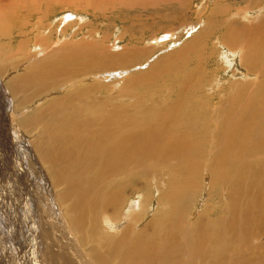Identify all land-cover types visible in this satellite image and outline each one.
<instances>
[{
  "label": "rangeland",
  "instance_id": "374dc122",
  "mask_svg": "<svg viewBox=\"0 0 264 264\" xmlns=\"http://www.w3.org/2000/svg\"><path fill=\"white\" fill-rule=\"evenodd\" d=\"M9 1H0L2 2L0 3V10L2 9L0 11V31H2L0 32V40L2 43L0 42V44L3 45H0V49H2L0 51V64L3 62L0 66V116L5 113L6 107L4 105L7 104L9 115L14 116L15 119H12V123L17 127V130L15 129L16 135L11 133L12 140L16 136L22 135V138L17 137V143L24 145V154L27 156L22 158L21 166L26 163L31 171L27 178V181H30L28 182L31 187L30 195L33 194L32 190L35 186L34 191L37 194L30 201L28 196L22 199L18 192L14 193L17 179L13 177L10 180V175L9 177L6 175L5 169L0 171V175L3 176V179L0 177V195L2 196H0V264H52V262L54 264H86L81 258L83 252H86L90 258L98 250L100 254L106 253L105 247L103 245L100 247L97 239L107 235L106 232L119 238L126 226L140 229L153 217H157L158 213L159 216L163 215L162 213L167 214L169 212L167 209H170L168 206L170 200L169 197H164V188L168 185V190L173 191L174 181L177 178L185 183L190 182L189 186L186 187L194 190L189 197L188 204L185 205V208L188 209L185 220L189 223V230H187L186 234H188L184 236L183 241H187L190 234L196 232L198 235L192 234L195 240L197 239L198 242H201L202 239L208 240V246H200V251L205 250L204 247L207 250L214 231L203 228V226L207 222L209 224L212 221L224 219L225 211L220 212L219 208L228 204L225 194L222 196L218 193L219 187L217 188L215 182L211 180L212 174L207 172L209 166L214 170L213 156L216 153L215 141L213 140L216 136V128L214 127L216 123L214 121H208L207 124L202 123V120L197 122L199 130L203 127L213 126L210 138L197 141V146L198 144L201 145L202 142L205 143V146L206 143L211 142L209 147L211 153H199V156L194 159L195 163L201 164L198 168H194L198 173L193 172V174L183 176L184 173H180L176 168L163 166L165 168L164 175L156 180L150 173L137 172L135 174L136 182L138 181L136 187L139 186L148 190L137 189L135 194L130 195L129 199L125 197V203L118 216L112 217L105 212L100 213L97 218L100 229L96 231V241L89 240L76 231L70 209L73 204L72 198H62L63 201L59 198L67 183L55 181L48 164L43 161L42 155L36 147V145L45 144L44 150L46 151L48 145L49 147L52 146L54 138L49 139L48 137L44 140L42 135L38 134L47 133L48 121L54 119L51 112L56 110V106L51 102L55 100V103L59 104L56 98L72 93L75 87H85L89 84L98 86V89L90 94L88 100L102 97L98 101L111 102L118 109L121 104L116 101L117 94L123 97L121 100L123 103L142 102L145 104L147 100L146 105L150 103L151 106H164V102L150 99L156 92L155 83L161 84V82L154 77L149 79L141 77L149 71L160 74L162 84L167 85L166 92L168 93H165L166 95L172 94L176 86L182 83V78L186 80V75H189L190 81L187 84H196L193 89L195 92L193 94L195 97H192L193 100L207 102V107L211 104L210 107L215 109L224 104L229 106L232 101H235V97L233 100L222 102L228 99L227 95H229L228 92H230L231 87H237L236 82L252 80L250 88L253 89L255 88L254 85L256 86L258 83L256 81L258 76L256 77V73L249 72L242 65L240 61L241 52L237 51V48L228 49L223 44L222 39L227 29L239 24L238 22H244L243 24L248 25L260 22V30L264 33V0ZM12 1L14 4L11 3ZM10 3L14 7L13 9H10ZM4 8L7 10L5 9V11ZM2 28L6 31L4 32ZM17 31L20 32L17 33ZM21 42H27V44ZM68 43L72 46L98 44L100 49L108 51L113 56L117 54L121 59L126 60L122 61L118 68L90 73H84L83 67L80 71L79 67L76 66L78 75L71 78L67 75V79L64 76L66 80L62 76L66 82L62 81L58 85L39 82L37 77L31 75L34 77V81L26 85L23 77L29 73L31 66L44 59L47 53L50 54V52L67 46ZM260 49L264 55V42L260 45ZM6 58L8 60H5ZM260 60L264 65V56ZM21 62L23 63L21 64ZM18 63L19 65H17ZM15 68L16 70H14ZM194 69L196 70L194 71ZM190 74L193 76L190 77ZM16 77L18 79L13 81V86L11 83ZM262 84L264 85V70L260 73V97L264 101V86ZM29 85L34 90L29 88ZM1 86L6 90V94L1 92ZM230 94L234 96L235 92ZM260 107L264 108V102L260 104ZM196 109L199 108H193V110ZM133 111L135 113V109L132 107H127L125 110L126 114L130 115H133ZM183 112L186 113L185 110ZM0 120L1 126L4 124V119L0 118ZM26 120L28 121L26 122ZM0 148H2L0 154L8 163L11 149L8 147L7 151L9 152L5 150L6 146L2 138H0ZM58 152L59 148L57 147L53 153L57 154ZM17 154L15 153V155ZM47 155L50 157L49 153ZM81 170L83 169H78L71 175L74 174L75 177H78ZM81 173H85L84 176L88 178L89 171ZM128 177L130 176H120L119 179L127 181ZM78 180L80 183H87L85 182L87 179L82 178V176ZM46 186L48 192L51 193V198L45 193ZM143 213H146V219L140 221L135 219L137 215ZM255 213L252 220L244 226L245 234L243 231L242 235H236L238 241L252 249V251L246 250L244 252H254L260 246L259 252L264 255V223L262 218L257 215L258 212ZM85 221L83 227L86 235L87 232L91 231L93 222L91 220ZM192 226L197 229H193ZM19 228H22L23 232L22 239L18 242ZM194 230L195 232H193ZM228 234L230 237H226L227 239L237 240L235 233L228 232ZM37 235L38 238H36ZM252 235L254 237H250ZM88 237L93 238L92 236ZM237 243H235L236 248L234 247L236 252L233 253V248L229 255L242 253V249H239ZM96 245L99 247L97 250ZM251 258H253V253H251ZM93 260L95 259L93 258Z\"/></svg>",
  "mask_w": 264,
  "mask_h": 264
},
{
  "label": "bare ground",
  "instance_id": "6f19581e",
  "mask_svg": "<svg viewBox=\"0 0 264 264\" xmlns=\"http://www.w3.org/2000/svg\"><path fill=\"white\" fill-rule=\"evenodd\" d=\"M13 8L11 5L10 9ZM5 9L7 10V8ZM6 19L8 18L6 17ZM238 23L227 29L222 39L223 44L228 49L237 48V51L241 52L240 61L242 65L249 72L256 73L258 83L256 86L254 85L255 88L251 89L252 80L236 82L237 87L233 88L232 86L230 92H228L229 95H227L228 99L222 102L233 100L235 97V101H232L229 106L224 104L215 109L210 107V104V109L206 106L207 102L193 100L192 97H195V95L193 96L195 94L193 89L196 84H187L190 81L189 75H186V80L182 78V83L176 86L172 94L166 95L165 93H168L166 92L167 85L162 84L160 74L150 71L141 77L146 79L154 77L160 80L161 84L155 83L154 89L156 92L153 93L150 99H155L157 102L160 100L164 102V106H151L150 103L146 105L147 100L145 104L142 102L123 103L121 102L123 97L117 94L116 101L121 104L119 110L111 102L98 101L102 97L88 100L90 94L98 89V86L92 84L85 87H75L72 93L56 98L57 103L63 104L61 106L56 104L55 100L51 102L56 106V110L51 112L54 119L48 121L47 133L38 134L42 135L44 140L48 137L49 139L54 138L52 146L49 147L48 145L46 149L50 157L44 150L45 144L37 146V141L33 143H35L37 151L41 153L43 161L48 164L55 181L57 183L63 181L67 183L59 198L61 200L67 197L72 198L73 204L70 209L76 231L81 236L93 241H96V231L100 229L99 219H97L100 213L105 212L112 217L118 216V213L122 210L121 207L125 203V197L129 199L137 189H146L136 187L138 181L136 182L135 174L137 172L150 173L156 180L164 175L165 168L163 166L176 168L180 173H184L183 176L196 172L194 168H198L201 164L194 162L195 157L199 156V153H211L209 152L211 142L206 143L205 146V143L201 141V145L198 144L197 146V141L200 142V140L210 138L213 127H203L199 130L197 122L202 120L201 122L204 124H207L208 121L216 123L214 125L216 136L213 138L216 149L213 156L214 170L209 166L207 172L212 174L211 180L215 182L217 188L219 187L218 193L222 196L225 194L228 204L219 208L220 212L225 211L224 219L212 221L209 224L207 222L203 226V228L214 231L209 248L206 250L204 247L205 250L200 251V246H206L208 240L200 237L201 242L195 240L192 234H198L195 232L197 228L193 226L195 234H190V237L186 238L187 241H183L184 236L188 234H186L187 230H189V223L185 220L188 210L185 205L188 204L189 197L194 190L186 187L189 186L190 182L185 183L177 178L174 181L173 191L168 190V185L164 188L165 194L163 195L165 198L169 197L170 200L168 203L170 209H167V211L169 210L167 214L162 213L163 215L159 216L158 213L157 217H153L140 229L126 226L119 238L106 232L107 235L97 238L100 247L102 245L105 247L106 253L100 254L98 250L90 258L86 252H83L81 258L86 264H262L264 262V255L259 252L260 246L254 252H244L246 250L252 251V249L238 241L236 235L239 236L243 233L244 226L252 220L256 211L264 223V108L260 107V104L264 102L263 98L260 97V73L264 70V65L260 62V58L262 59L264 56L260 45L264 42V33L260 30V22L251 25L243 24L244 22ZM3 31L6 30L3 29ZM19 32L17 31V33ZM21 43L27 44V42ZM105 51L100 49L98 44L72 46L68 43L67 46L50 52V54L46 52L47 55H44V59L36 65H30L32 68L31 70L27 69L30 71L24 75L23 80L27 85V83L34 81V77L31 76L34 75L39 79V82L58 85L67 79V75L70 78L78 75L76 66L79 67L80 71L83 67L84 73H90L118 68L120 63L126 60L121 59L117 54L113 56ZM5 60H8V58ZM15 62L17 63V61ZM1 63L3 64V62ZM62 76L63 78L65 76L66 79L63 80ZM192 76L193 74H190V77ZM17 79L18 77L12 80L11 84L13 86V81L15 82ZM29 88L33 89L30 85ZM1 92L6 94V90L2 86ZM148 92L150 93V91ZM231 92H235V95L231 96ZM4 106L6 107L5 113L0 116L2 120L4 119V124L0 126V138L4 139L5 150L7 151L8 147L11 150L8 163L0 154V171L5 169L6 175L8 177L10 175V180L13 177L16 178L14 193L18 192L22 199L28 196L30 201L37 194L34 191L36 186L32 190L33 194L30 195L31 187L28 184L30 181H27V178L31 171L26 163L21 166L20 162H23L22 158L25 156L24 145L17 143V137L22 138V135H18L12 140L11 133L16 135L15 129L17 127L12 123L14 116L11 117L7 111L8 105L5 104ZM127 107L135 109V113L133 111V115L126 114ZM193 108L199 109L193 110ZM39 139L41 140L40 137ZM57 147L59 152L54 154L53 152ZM0 151H2V148H0ZM15 153L18 154L15 155ZM78 169H83L81 172L89 171L88 178L84 176L85 173L80 172L82 178L87 179L85 180L87 183H80V180H78L81 178L80 175L78 177H75L74 174L71 175ZM120 176L130 177L127 181H121ZM0 177L3 179L2 175ZM3 182L5 183V180ZM45 193L51 198L47 186L45 187ZM26 210L28 211L27 208ZM135 219L138 221L146 219V213L137 215ZM85 220L93 222L91 231L87 232L86 235L83 227ZM18 230L17 240L19 242L22 239L23 231L22 228ZM228 232L235 233L237 240L227 239L226 237H230ZM201 235L204 234L201 233ZM88 236H92L94 239ZM36 238H38V235ZM236 242H238L239 249H242V253L229 255V252H232L234 247L236 248ZM98 248V245H96V250ZM251 253H253V258H251ZM49 261L51 263V260ZM52 264L54 263L52 262Z\"/></svg>",
  "mask_w": 264,
  "mask_h": 264
}]
</instances>
